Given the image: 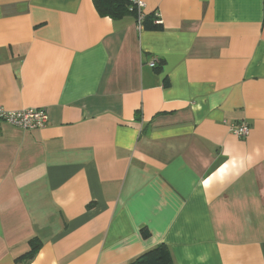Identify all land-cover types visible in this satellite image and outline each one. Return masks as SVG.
<instances>
[{"label": "crops", "instance_id": "1", "mask_svg": "<svg viewBox=\"0 0 264 264\" xmlns=\"http://www.w3.org/2000/svg\"><path fill=\"white\" fill-rule=\"evenodd\" d=\"M141 1L0 0V264H264V0Z\"/></svg>", "mask_w": 264, "mask_h": 264}, {"label": "trees", "instance_id": "2", "mask_svg": "<svg viewBox=\"0 0 264 264\" xmlns=\"http://www.w3.org/2000/svg\"><path fill=\"white\" fill-rule=\"evenodd\" d=\"M93 7L100 17H107L111 20L117 21L124 17L131 16L135 18V13L131 9L129 0H91ZM150 15L145 18L144 28L150 30L159 29V25L154 24L150 20ZM40 245L37 241H31V250L25 255L26 261L32 260L37 253ZM130 264H176L172 258L169 248L165 244H161L147 251L139 258Z\"/></svg>", "mask_w": 264, "mask_h": 264}, {"label": "built area", "instance_id": "3", "mask_svg": "<svg viewBox=\"0 0 264 264\" xmlns=\"http://www.w3.org/2000/svg\"><path fill=\"white\" fill-rule=\"evenodd\" d=\"M131 9L135 13V25L138 31L143 28L145 19L144 8L145 4L141 0H129ZM157 17V15H156ZM156 19L154 24H158ZM154 67V63L150 64ZM0 122L11 125L22 130H38L43 129L48 123V114L45 109H26L19 111H8L0 106ZM229 131L234 136L244 138L250 133V128L245 123L230 124Z\"/></svg>", "mask_w": 264, "mask_h": 264}]
</instances>
